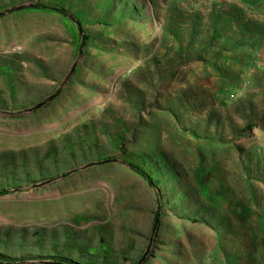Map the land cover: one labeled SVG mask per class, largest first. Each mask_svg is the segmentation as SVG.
Wrapping results in <instances>:
<instances>
[{"label":"rangeland","instance_id":"obj_1","mask_svg":"<svg viewBox=\"0 0 264 264\" xmlns=\"http://www.w3.org/2000/svg\"><path fill=\"white\" fill-rule=\"evenodd\" d=\"M1 11L0 254L264 264V0Z\"/></svg>","mask_w":264,"mask_h":264},{"label":"trees","instance_id":"obj_2","mask_svg":"<svg viewBox=\"0 0 264 264\" xmlns=\"http://www.w3.org/2000/svg\"><path fill=\"white\" fill-rule=\"evenodd\" d=\"M134 169H138V172L143 173L142 170H140L139 168L135 167L133 165ZM4 190H0V193H3ZM26 258H30V259H46V260H50L56 263H60V264H77V262L71 260L70 258L67 257H63V256H56V255H52V256H44V255H39V256H31V257H19V258H13L10 256H6L3 254H0V260L1 261H5L7 263H13L17 260H21V259H26Z\"/></svg>","mask_w":264,"mask_h":264},{"label":"water","instance_id":"obj_3","mask_svg":"<svg viewBox=\"0 0 264 264\" xmlns=\"http://www.w3.org/2000/svg\"><path fill=\"white\" fill-rule=\"evenodd\" d=\"M20 8L23 7V6H19ZM10 9H13V8H10ZM5 11H1L0 12V15L3 14Z\"/></svg>","mask_w":264,"mask_h":264},{"label":"bare ground","instance_id":"obj_4","mask_svg":"<svg viewBox=\"0 0 264 264\" xmlns=\"http://www.w3.org/2000/svg\"><path fill=\"white\" fill-rule=\"evenodd\" d=\"M70 97V96H69Z\"/></svg>","mask_w":264,"mask_h":264}]
</instances>
